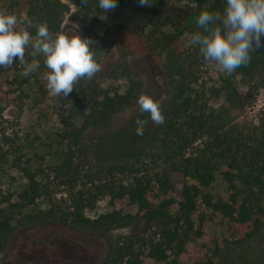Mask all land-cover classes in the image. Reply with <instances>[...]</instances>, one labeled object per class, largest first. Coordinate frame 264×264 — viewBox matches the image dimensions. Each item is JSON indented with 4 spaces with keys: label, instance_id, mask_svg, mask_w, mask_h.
I'll return each mask as SVG.
<instances>
[{
    "label": "trees",
    "instance_id": "16d2710c",
    "mask_svg": "<svg viewBox=\"0 0 264 264\" xmlns=\"http://www.w3.org/2000/svg\"><path fill=\"white\" fill-rule=\"evenodd\" d=\"M7 1L10 9L23 6L25 17L34 24L47 22L53 36L61 34L68 3L76 4L80 12L94 5L97 8V0L84 4L81 0ZM177 1L186 2V14L171 5L150 1L151 6H141L137 0H118L115 9L129 16L130 22L123 28L126 33L136 34L148 27L149 35L156 39L150 52L155 54L163 80L164 123L144 128L143 136L135 134L138 111L116 123V116L134 107L138 96L145 93L142 81L126 61L118 74L127 82L122 94L117 89L98 88L95 79L100 74L95 73L87 114L79 127L66 119L59 135L66 148L52 173L66 188L63 194L57 196L49 185L36 179L29 168L30 160L5 132L0 108V167L12 154V163L19 166L27 182L14 203L6 199L8 208L0 207V251L11 235L13 217L46 201V210L26 220L31 224L63 225L90 235H104L116 227L131 228L139 222L119 242L108 264H144L145 259L156 264H180L181 257L205 233L206 216L199 212V206H203L247 230L230 248V256L222 257L216 245L206 261L196 264H264V107L255 122L245 118L260 89L261 80L256 75L264 69V55L253 48L247 65L231 75L217 74L216 79L208 80L206 66L211 62L203 59L198 48L192 46L183 56L173 45L184 35L202 31L196 25L201 10L222 16L225 0ZM29 32L35 37L34 27ZM113 71L109 67L105 75L110 77ZM13 79L21 97L29 79ZM86 79L78 81L84 83ZM89 133L93 138L88 139ZM3 146H8L7 150ZM216 175L225 185V198H213L205 192ZM174 177L179 179L178 200L171 195ZM103 197L127 200L136 214L112 210L93 219L87 217L85 212L92 211ZM60 251L62 258L73 253L67 245Z\"/></svg>",
    "mask_w": 264,
    "mask_h": 264
},
{
    "label": "rangeland",
    "instance_id": "374dc122",
    "mask_svg": "<svg viewBox=\"0 0 264 264\" xmlns=\"http://www.w3.org/2000/svg\"><path fill=\"white\" fill-rule=\"evenodd\" d=\"M150 1L157 5L175 6L183 11V14L188 12V5L184 1ZM94 7L95 5L87 12H80L76 4L68 3V11L62 19L61 34L78 33L94 41L91 48L95 59L100 64L98 71L100 77L95 79L98 88L117 89L119 93H124L127 82L118 74L121 71L120 66L126 61L138 72L144 92L159 101L162 110L165 100L162 75L154 52H150L156 46V39L149 35L148 27L136 34L126 33V29L123 28L130 22H128L127 13L113 9L103 14L102 10ZM0 10L14 13L20 18L26 16L23 6L19 5L10 9L7 0H0ZM135 22L132 23L133 26ZM189 39L190 35H184L173 45V49L178 54L186 55L192 47ZM261 41V47L258 49L264 55V37ZM31 52L30 46L26 48L25 62H32L35 59L40 62V67L26 76L29 81L23 88L21 97H18L15 91L16 85L12 84V81L14 77L21 76L24 65L14 57L12 66L0 69V108L4 114L3 128L6 133L11 134L9 139L14 140L24 158L30 160L29 168L34 172L39 183L49 185L50 191L56 192L59 196L66 192V188L58 183L52 173L53 167L60 163L66 148L65 144L61 143L59 135L63 131V122L66 119L69 118L73 126L79 127L82 117L87 114L86 102L90 99L91 78H87L84 83L77 81L68 96H56L47 90L46 81L41 79V75L48 71L43 64V56L33 57ZM109 67L114 70L110 77L105 75V70ZM206 69L208 80L216 79L217 74H225L215 62L207 64ZM256 79L261 80L258 84L260 89L255 103L246 110L245 114V118L253 122L256 121L258 111L264 107V69L260 70ZM134 111L139 112L137 104L118 114L115 118L116 123L131 117ZM141 118L148 119V114L144 113ZM151 125L153 122L149 119L145 129ZM93 136V133H89L88 139ZM7 148L8 146H3V150ZM10 156L9 162L0 167V207L3 209L8 208L4 200L8 199L10 203H14L17 195L27 185L19 166L12 163L13 155ZM178 180V177L172 179L175 190L171 194L177 200L180 192L177 186ZM205 192L213 198H225V185L219 175H216ZM46 209L47 202L42 201L35 207L25 209L13 217L11 235L4 249L0 251V264H108L113 260L119 242L131 228L139 225V222L135 221L131 228L116 227L104 235H90L63 225L31 224L26 220L28 216ZM112 210L123 214H136V208L127 200L110 201L108 197H103L95 208L92 211H86L85 215L93 219L99 214ZM199 212L206 216L205 233L181 257L180 264L206 261L216 245L220 248L222 257L230 256V248L235 246L234 242L247 230L203 206H199ZM62 236L70 238V243L73 245V253L65 258L59 256V253L62 254L60 250L63 252L67 245L59 239ZM56 258L59 260L56 261ZM144 264L156 263L145 259Z\"/></svg>",
    "mask_w": 264,
    "mask_h": 264
},
{
    "label": "clouds",
    "instance_id": "9594fccd",
    "mask_svg": "<svg viewBox=\"0 0 264 264\" xmlns=\"http://www.w3.org/2000/svg\"><path fill=\"white\" fill-rule=\"evenodd\" d=\"M141 6H151L150 0H137ZM87 3V0H81ZM118 0H97V8L103 14L115 9ZM196 25L202 31L190 35V45L198 48L205 61L215 62L228 75L245 66L250 60V50L260 48L264 36V0H225L223 15L201 10ZM35 28L33 37L29 29ZM94 41L76 34L51 35L47 22L34 24L27 17L0 10V69L13 65L14 57L24 65L21 76H28L40 67L33 59L25 62V50L29 46L31 55L43 56L48 70L41 75L47 90L56 96H68L74 84L81 78H91L100 70L91 46ZM139 113L134 123L135 134L143 136L150 119L154 124L164 123L160 103L149 94H140L136 100ZM144 113L148 119L141 118Z\"/></svg>",
    "mask_w": 264,
    "mask_h": 264
},
{
    "label": "flooded vegetation",
    "instance_id": "af4514ba",
    "mask_svg": "<svg viewBox=\"0 0 264 264\" xmlns=\"http://www.w3.org/2000/svg\"><path fill=\"white\" fill-rule=\"evenodd\" d=\"M59 239H61L63 242H65V244H67V246L73 248V245L70 243V238L62 236V237H59Z\"/></svg>",
    "mask_w": 264,
    "mask_h": 264
}]
</instances>
